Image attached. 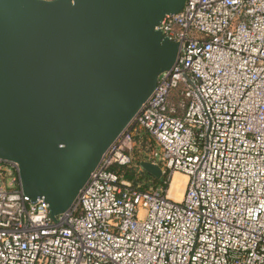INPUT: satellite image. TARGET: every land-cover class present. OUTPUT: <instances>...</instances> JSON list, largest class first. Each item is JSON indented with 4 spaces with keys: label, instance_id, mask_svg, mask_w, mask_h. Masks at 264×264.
I'll return each mask as SVG.
<instances>
[{
    "label": "built area",
    "instance_id": "built-area-1",
    "mask_svg": "<svg viewBox=\"0 0 264 264\" xmlns=\"http://www.w3.org/2000/svg\"><path fill=\"white\" fill-rule=\"evenodd\" d=\"M155 29L177 59L66 211L0 159V264H264V0H185ZM142 161L160 184L125 178Z\"/></svg>",
    "mask_w": 264,
    "mask_h": 264
},
{
    "label": "water",
    "instance_id": "water-1",
    "mask_svg": "<svg viewBox=\"0 0 264 264\" xmlns=\"http://www.w3.org/2000/svg\"><path fill=\"white\" fill-rule=\"evenodd\" d=\"M185 0H0V159L52 218L174 65L155 29ZM140 167L159 179L158 166Z\"/></svg>",
    "mask_w": 264,
    "mask_h": 264
},
{
    "label": "trees",
    "instance_id": "trees-1",
    "mask_svg": "<svg viewBox=\"0 0 264 264\" xmlns=\"http://www.w3.org/2000/svg\"><path fill=\"white\" fill-rule=\"evenodd\" d=\"M136 164L137 163H133L130 167L125 168V178L133 179L134 182H143L141 187L144 189L147 188L149 184L157 185L161 183V179H156L145 172H140V174H136L134 170Z\"/></svg>",
    "mask_w": 264,
    "mask_h": 264
},
{
    "label": "bare ground",
    "instance_id": "bare-ground-1",
    "mask_svg": "<svg viewBox=\"0 0 264 264\" xmlns=\"http://www.w3.org/2000/svg\"><path fill=\"white\" fill-rule=\"evenodd\" d=\"M176 172H178V171H176ZM176 172H174V173H176ZM180 173L181 174H179V172H178V173L172 175L171 180L169 182V186H168V196L175 199V200L181 199L182 192H183V189L185 186L184 184L187 180V176L182 172H180ZM180 183H182V186L179 188ZM178 190H179V193L175 194V192Z\"/></svg>",
    "mask_w": 264,
    "mask_h": 264
},
{
    "label": "rangeland",
    "instance_id": "rangeland-1",
    "mask_svg": "<svg viewBox=\"0 0 264 264\" xmlns=\"http://www.w3.org/2000/svg\"><path fill=\"white\" fill-rule=\"evenodd\" d=\"M176 173H178V172H176ZM176 173H174V174H176ZM174 174H173V175H174ZM179 174H181V173L179 172ZM184 185H185V184H184ZM181 186H182V183H180L179 188H180ZM178 193H179V190L175 192V194H178Z\"/></svg>",
    "mask_w": 264,
    "mask_h": 264
}]
</instances>
